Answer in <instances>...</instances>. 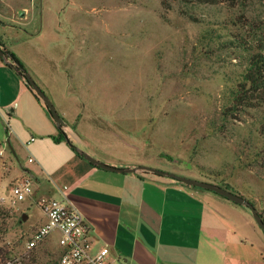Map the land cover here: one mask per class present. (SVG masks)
Masks as SVG:
<instances>
[{"label":"rangeland","instance_id":"374dc122","mask_svg":"<svg viewBox=\"0 0 264 264\" xmlns=\"http://www.w3.org/2000/svg\"><path fill=\"white\" fill-rule=\"evenodd\" d=\"M0 21L70 136L225 188L264 217V105L236 106L231 95L247 56L232 40L264 46V0H0ZM6 130L0 117V140ZM23 140L20 161L32 166ZM48 144L31 147L58 148ZM15 205L0 206L8 264H58L56 239L26 248L42 217L35 202Z\"/></svg>","mask_w":264,"mask_h":264},{"label":"crops","instance_id":"0c3cea01","mask_svg":"<svg viewBox=\"0 0 264 264\" xmlns=\"http://www.w3.org/2000/svg\"><path fill=\"white\" fill-rule=\"evenodd\" d=\"M2 35L0 30L2 43L13 52ZM1 58L0 117L10 130L0 140V206L11 205L10 187L15 182L28 181L32 195L27 200L36 204L41 197H51L67 202L89 226L93 250L107 246L111 258L123 264H264V232L248 207L141 170L125 174L100 169L77 152L117 168L154 165L88 148L76 132L74 138L65 131V122L62 128L75 150L65 141L55 143L57 124L25 80ZM24 137L32 166L20 161ZM48 143L58 148H44L47 157L33 150ZM19 208L20 216L27 215L29 209ZM45 221L42 214L30 227L36 230Z\"/></svg>","mask_w":264,"mask_h":264},{"label":"built area","instance_id":"2783aa9c","mask_svg":"<svg viewBox=\"0 0 264 264\" xmlns=\"http://www.w3.org/2000/svg\"><path fill=\"white\" fill-rule=\"evenodd\" d=\"M30 138L28 144L33 142ZM29 162L32 159L29 158ZM67 190V187H64ZM11 204L24 201L32 195V186L28 181L15 182L10 187ZM36 205L46 221L36 229L26 243L27 250H32L46 239L55 237L60 255L58 264H123L112 259L107 246L93 250L90 228L82 214L67 202L51 197H41Z\"/></svg>","mask_w":264,"mask_h":264},{"label":"trees","instance_id":"16d2710c","mask_svg":"<svg viewBox=\"0 0 264 264\" xmlns=\"http://www.w3.org/2000/svg\"><path fill=\"white\" fill-rule=\"evenodd\" d=\"M207 3L215 4L218 0H205ZM233 45L241 48L244 52L247 53L245 68L242 74V80L237 84L234 91L231 92L233 105L243 107H250L249 105L258 104L264 105V46L261 44L256 46L254 40L252 43L247 46V44H242L241 39H233ZM252 44V45H251ZM0 47L4 52V58H1L2 61H7L6 65L10 68H13L17 71L18 75L23 79V72L26 71L24 64L22 61L11 52L7 47L2 43L0 39ZM29 90L32 88L26 82ZM37 99L38 96L35 95ZM46 112L49 114L47 109ZM53 120V119H52ZM55 123V121L53 120ZM261 134L264 136V126H261ZM55 143H59L60 141H65L68 146H70L73 150H75L72 142L67 138L66 133L64 132L62 126H57V137L53 139ZM77 155L82 158L80 152H77ZM249 201V200H248ZM250 202V201H249ZM251 203V202H250ZM252 204V203H251ZM253 205V204H252ZM254 206V205H253ZM260 216L264 219L263 215L260 213ZM8 252L4 251L0 248V262L1 264H8V262H14L13 260H9L7 257ZM35 260L33 259L30 263H22L21 264H35Z\"/></svg>","mask_w":264,"mask_h":264},{"label":"water","instance_id":"95a60500","mask_svg":"<svg viewBox=\"0 0 264 264\" xmlns=\"http://www.w3.org/2000/svg\"><path fill=\"white\" fill-rule=\"evenodd\" d=\"M0 24L2 22L0 21ZM0 57L4 58V52L2 48L0 47ZM24 80L29 84V86L32 88L33 92L35 93L36 96L39 97L41 100L42 104L44 107L47 109L49 112V116L55 121L57 126H62L64 124L63 118L60 116L58 113L55 105L51 101V99L46 95V93L37 85V83L33 80V78L30 76V74L27 71L23 72ZM82 158L90 162L91 164H94L98 166L100 169L110 171V172H115V173H133L136 170H141L144 171L145 173H151L155 176H167L172 178L173 180L177 181L178 183H182L188 187H197L201 189H205L211 192H214L236 204L239 205H244L248 207L251 211V214L257 223V225L262 229L264 232V219L260 216V213L257 211V209L244 197L235 194L225 188H222L220 186H217L215 184L209 183V182H204V181H199V180H194V179H189L186 177L182 176H177L171 173H167L165 171H161L159 169H155L152 167H147V166H141L137 168H117L114 166L107 165L105 163H102L92 156L88 155L85 152H80ZM27 219V215L23 214L21 216V220L25 221Z\"/></svg>","mask_w":264,"mask_h":264}]
</instances>
